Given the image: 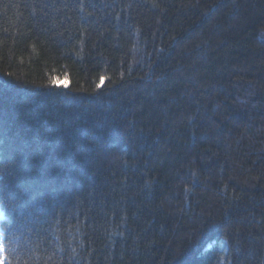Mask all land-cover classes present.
Segmentation results:
<instances>
[{"label": "trees", "instance_id": "trees-1", "mask_svg": "<svg viewBox=\"0 0 264 264\" xmlns=\"http://www.w3.org/2000/svg\"><path fill=\"white\" fill-rule=\"evenodd\" d=\"M0 212L4 264H264V0H0Z\"/></svg>", "mask_w": 264, "mask_h": 264}, {"label": "rangeland", "instance_id": "rangeland-1", "mask_svg": "<svg viewBox=\"0 0 264 264\" xmlns=\"http://www.w3.org/2000/svg\"><path fill=\"white\" fill-rule=\"evenodd\" d=\"M63 85H64V84H63ZM2 218H3V213L0 212V221L2 220ZM0 238L3 239V235H2V230H1V228H0ZM0 261H2L3 264L5 263V254H4V251H3L2 254H0Z\"/></svg>", "mask_w": 264, "mask_h": 264}, {"label": "snow or ice", "instance_id": "snow-or-ice-1", "mask_svg": "<svg viewBox=\"0 0 264 264\" xmlns=\"http://www.w3.org/2000/svg\"><path fill=\"white\" fill-rule=\"evenodd\" d=\"M4 251V242H3V239L0 238V254H2ZM0 264H3L2 261H0Z\"/></svg>", "mask_w": 264, "mask_h": 264}]
</instances>
